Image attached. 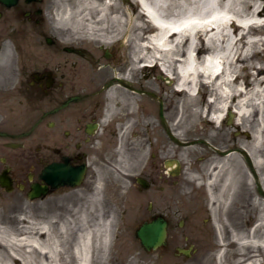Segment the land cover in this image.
<instances>
[{"label":"flooded vegetation","instance_id":"af4514ba","mask_svg":"<svg viewBox=\"0 0 264 264\" xmlns=\"http://www.w3.org/2000/svg\"><path fill=\"white\" fill-rule=\"evenodd\" d=\"M74 2L0 0V190L38 200L45 191L72 189L66 182L95 184L94 171L117 151L116 160L128 161L129 173L122 174L136 200L145 199L151 213L154 203H168L164 211L148 214L144 224L163 219L169 234L170 217L181 212L173 204L195 203L203 195L196 184L185 195L191 199L181 195L194 175L186 177L180 148L198 141H181L182 111L165 108L158 92L144 88L145 80L109 73L110 48L87 45L76 25L65 21ZM126 95L130 101L118 99ZM172 112L176 117L170 123ZM226 113L224 127L235 128L236 116ZM226 152L247 157L236 147ZM195 174L201 175L198 169ZM261 177L254 173L258 200H264ZM241 186L242 181L235 198L243 195L250 203L252 196Z\"/></svg>","mask_w":264,"mask_h":264},{"label":"rangeland","instance_id":"374dc122","mask_svg":"<svg viewBox=\"0 0 264 264\" xmlns=\"http://www.w3.org/2000/svg\"><path fill=\"white\" fill-rule=\"evenodd\" d=\"M131 1L136 2V0ZM78 32L87 45L96 43L84 37L82 31ZM110 51L113 59L107 68L111 75H116L117 68H128L126 65L128 58L126 59L122 45L111 47ZM104 65L101 64V67ZM155 65L156 63L153 67ZM134 78L145 80V89L158 92L165 108L173 107L172 111L177 110L179 113L182 111L181 128L178 127L182 130L181 141L198 142L192 146L185 144L186 147L180 148V158L186 168L185 175L186 177L194 175L192 179H195H186L189 186L181 191V195L190 198L185 195H190L194 189L191 187H195L196 184L203 194L200 200L195 203H174L172 209L181 212L170 217L171 226L169 234L167 227L165 244L158 249L148 251L142 245L138 231L143 227L144 221L148 220V214L164 211V206L168 203H154V210L151 213L148 211L149 203L145 199L136 200V192L133 187L131 188L132 183L126 179L129 177L122 174L129 173L128 161L116 160L117 151H113L108 155L110 158L108 157L109 161H105V165L102 164L97 170H93L96 177L95 184L90 182L91 185H85L79 182L81 185H68L72 189L51 195L44 192L42 194L44 197L38 200L17 198L0 190V241L2 238L5 239V242H1L3 248H11L13 237L22 239L27 236L26 227L39 228L49 226L55 221L62 223L71 220L88 222L96 230L94 235L97 241L102 236H106L108 246L102 250L101 264H219V256L222 257V264H241L246 258L240 254L241 248L240 244L235 243L236 238L241 240L238 243H242L244 239L250 240L251 237L256 241H264V200L257 199L253 180L254 173L260 171L264 186V162L262 167H255L257 162L255 158L264 159V149H253L252 146L253 135L255 136L261 129L259 113L264 114V109L260 112L255 110L240 124L237 123L236 115L235 128L224 127V117L227 113L220 123H215L211 119V111L200 110L213 98L209 95L210 89L207 90L208 86L210 87L209 83L202 81L203 86L207 87L198 89L197 98L194 99L186 95H178L171 80L162 78L158 69H144ZM116 94L124 96L121 92ZM129 95L118 99L124 98L130 101ZM150 103L154 102L150 101ZM174 112L169 114L170 123L176 117L173 115ZM199 112H203L205 117L201 118L202 113ZM237 126L245 132L242 134L245 135L244 137L231 136V132H241L236 129ZM262 134L264 137V128ZM201 139L208 140V144L200 143ZM209 145L214 146L217 152ZM230 147L243 150L247 157L243 158L239 153L225 154ZM252 155L255 158H252ZM250 160L252 168L248 163ZM191 162L194 165L191 166ZM193 166L201 175L195 174L197 169L192 171ZM240 181H242L241 188H245V195L252 196L250 203L245 202L246 196L235 198L239 194ZM208 199H211V203H207ZM181 221L185 222L182 226ZM60 230H65L63 236H67V229L51 226V231L55 235L61 234ZM74 237L75 234L69 237V242L73 241V244L67 245L71 253ZM253 250L261 259L260 264H264V247H255ZM91 259L90 256V261ZM0 264H23V262L16 259L12 263L2 261Z\"/></svg>","mask_w":264,"mask_h":264},{"label":"bare ground","instance_id":"6f19581e","mask_svg":"<svg viewBox=\"0 0 264 264\" xmlns=\"http://www.w3.org/2000/svg\"><path fill=\"white\" fill-rule=\"evenodd\" d=\"M138 2L142 13L131 0H75L65 21L74 23L84 37L102 48L123 46L128 68L115 69L119 77L134 78L144 69H158L178 95L194 99L198 89L209 83L207 90L213 98L200 110L211 111L215 123L227 111L237 115L240 124L255 110L264 109V0ZM259 116L261 129L253 135L252 146L263 150V112ZM255 162L262 167L264 159L257 157ZM51 226L67 229V236H63L65 230L53 234ZM25 233L22 239L13 237L9 249L1 246L5 242L1 239L0 263L19 259L23 264H101L102 250L108 246L106 236L97 241L96 230L83 221H55L49 226L26 227ZM73 234L71 253L67 245L73 244L69 242ZM238 239L235 243L246 258L241 264H260L253 249L263 248L264 241L251 237L238 243Z\"/></svg>","mask_w":264,"mask_h":264},{"label":"water","instance_id":"95a60500","mask_svg":"<svg viewBox=\"0 0 264 264\" xmlns=\"http://www.w3.org/2000/svg\"><path fill=\"white\" fill-rule=\"evenodd\" d=\"M167 224L163 220H157L151 224H145L138 231V237L142 245L148 250H155L165 244Z\"/></svg>","mask_w":264,"mask_h":264}]
</instances>
